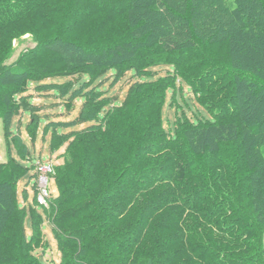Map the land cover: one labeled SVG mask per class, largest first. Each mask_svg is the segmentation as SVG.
<instances>
[{"label":"trees","instance_id":"16d2710c","mask_svg":"<svg viewBox=\"0 0 264 264\" xmlns=\"http://www.w3.org/2000/svg\"><path fill=\"white\" fill-rule=\"evenodd\" d=\"M59 1L0 0V38L31 6L63 15L59 28L71 36L86 29L82 39L55 32L0 66V84L10 86L0 88V117L23 157L31 151L9 125L15 99L47 78L41 47L73 48L58 54L66 73L93 79L112 69L142 76L162 63L173 71L132 83L121 105L95 86L76 90L77 120L93 122L53 133L52 149L66 145L53 174L59 193L32 212L30 236L17 197L29 168L11 155L0 162V264H42L44 222L60 264H264V0ZM178 76L213 119L179 116L168 132L162 106Z\"/></svg>","mask_w":264,"mask_h":264},{"label":"rangeland","instance_id":"374dc122","mask_svg":"<svg viewBox=\"0 0 264 264\" xmlns=\"http://www.w3.org/2000/svg\"><path fill=\"white\" fill-rule=\"evenodd\" d=\"M59 4H61L59 0H47V6L51 8ZM70 15L67 18H70ZM62 16L52 12L50 8L44 9L42 6L41 8L31 6L29 13L22 16L20 21L15 23V30L9 28L8 31L11 33L8 32V37L0 38V66L19 63L24 53L38 46L39 39L51 36L55 32H62L63 36L65 34L70 38L73 36H79L81 39L85 37L86 29L81 25L77 26L78 28L72 36L70 32L66 33L62 30L66 26L59 28ZM52 48L51 45L49 47L43 46L41 47L42 50L36 55L42 60L41 64H44L48 69L46 71L47 78H44V75L41 74L44 79L30 83L31 86L24 93L26 98L18 100V102L15 99V104L20 106V112L13 116L9 125L12 131L21 134L22 140L28 145L31 153L27 157H23L19 152L20 143L17 142L16 145L13 142L8 143V126L5 119L0 117V162L5 161L11 155L29 168L26 174L17 181V197L20 205L25 207L27 213L25 225L28 236L32 233V212H43L42 206L35 204L34 200L38 193L39 180L44 173L39 171V168L35 165L40 162L44 165H53L55 169V165L63 163L66 145L52 149L53 133L71 132L93 122L77 120L84 101V95H74L76 90L84 84L89 87L95 86L104 95L112 98V105H121L132 83L154 80L173 71L171 63H162L153 66L150 73L142 76L136 75L134 70H129L125 75L116 77V70L112 69L105 75L93 79L88 73H66V63L61 62L58 54H61L64 49L73 51V48L66 45L62 47L59 43L55 44L56 49ZM47 49L55 51L46 53ZM23 66H27L30 70L33 67L27 64ZM53 74L56 75L52 76ZM41 76L40 78H42ZM1 87L10 86L0 84ZM68 102H71L70 107H68ZM39 114L40 116H38ZM33 115L38 117V124L35 129L31 130L29 124L32 122ZM183 115L195 122L199 119H213V114L199 102L191 85L183 77L178 76L176 84L168 87L165 92V101L162 106L165 129L168 132H173L177 118ZM53 174L54 172H48L45 175L46 177L48 175L52 197L59 193ZM42 227L48 240V248L45 249V253L37 250L40 262L42 264H60L61 252L55 233L48 222H44Z\"/></svg>","mask_w":264,"mask_h":264},{"label":"built area","instance_id":"2783aa9c","mask_svg":"<svg viewBox=\"0 0 264 264\" xmlns=\"http://www.w3.org/2000/svg\"><path fill=\"white\" fill-rule=\"evenodd\" d=\"M35 167L39 168V171H43V175L41 176L40 180H39V185H38V193L36 196L37 202L40 205H48L49 199L51 197V192L49 189V179H48V175L47 177L45 176L46 173L50 172H54V166L53 165H44L41 164L40 162H38Z\"/></svg>","mask_w":264,"mask_h":264}]
</instances>
